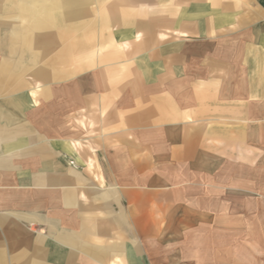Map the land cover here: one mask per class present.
<instances>
[{
  "label": "crops",
  "instance_id": "obj_1",
  "mask_svg": "<svg viewBox=\"0 0 264 264\" xmlns=\"http://www.w3.org/2000/svg\"><path fill=\"white\" fill-rule=\"evenodd\" d=\"M0 264H264V0H0Z\"/></svg>",
  "mask_w": 264,
  "mask_h": 264
}]
</instances>
